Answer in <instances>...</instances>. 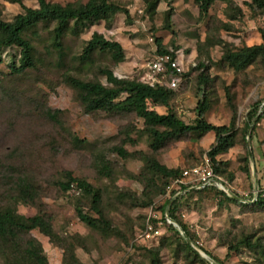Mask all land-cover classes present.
Listing matches in <instances>:
<instances>
[{
	"label": "rangeland",
	"instance_id": "1",
	"mask_svg": "<svg viewBox=\"0 0 264 264\" xmlns=\"http://www.w3.org/2000/svg\"><path fill=\"white\" fill-rule=\"evenodd\" d=\"M22 1L33 8L39 4L38 0ZM48 1L62 5L88 2ZM110 1L127 12L111 13L92 23L69 22L58 30L63 37L61 46L55 40L54 24H40L28 31L26 37L34 46L33 68L15 69L18 47L4 52L0 65V207H12L26 217L41 214L55 231L53 240L39 229L21 234V255L26 256L28 241L35 239L48 264H151L148 249L159 253L160 264H264V206L255 204L264 191V61L258 59L236 70L223 60L227 49L264 43V11L253 7L251 0H214L207 13H202L196 0H160L155 9H150L147 0ZM0 12L10 22L23 8L20 3L0 0ZM95 32L121 43L125 59L117 62L110 50L99 47L83 55ZM159 48L181 51L187 63L183 82L170 89L171 105L180 118L194 122L197 104L204 99L207 121L228 126L235 121V142L217 160L223 162L221 181L239 202L226 200L221 205L223 197L208 190L187 194L179 204L178 214L195 236L194 247L206 263L168 228L163 206L172 192L162 188L161 178L154 177L146 160L179 170L194 167L205 157L211 160L207 152L216 142L215 133H189L155 150L143 119L135 113L86 112L78 91L66 80L71 76L107 84L104 69L120 79L141 80L145 64ZM200 62L207 68L198 69ZM202 73L207 78L203 95L199 90ZM149 106L159 113L168 111L163 105ZM257 108L263 116L251 132V158L245 123L248 113ZM55 111H59L57 120L48 116ZM69 174L103 190V210L114 233L104 235L79 219L76 205H88V200L61 189L60 182L67 181ZM20 178L36 187L38 197L33 203L16 200ZM85 210L97 216L88 206ZM245 238L260 246H245L241 243ZM235 244L238 249H231ZM16 256L9 248L0 250V264H17Z\"/></svg>",
	"mask_w": 264,
	"mask_h": 264
},
{
	"label": "trees",
	"instance_id": "2",
	"mask_svg": "<svg viewBox=\"0 0 264 264\" xmlns=\"http://www.w3.org/2000/svg\"><path fill=\"white\" fill-rule=\"evenodd\" d=\"M8 1L20 3L23 12L16 15L10 22L4 21L1 18L0 12V65L4 62L5 50L18 47L20 49L19 66H14L18 72L35 66L34 46L26 37V33L36 26L40 24H54L56 32L55 40L57 45L61 46L63 37L58 35V30L69 22L74 20L92 23L103 20L111 13L127 12L126 9H123L110 0H88L86 3H68L66 5L53 3L48 0H38L39 4L36 8L24 5L22 0ZM213 1L214 0H196L202 13H207ZM147 2L150 9H155L160 0H147ZM251 5L264 11V0H251ZM95 47H99L101 50H110L114 60L117 62H121L125 59V52L121 43L108 39L98 32H95L92 38L87 41L83 55L89 54L91 49ZM175 51L176 50L164 48L158 49V53H174ZM258 59L264 61V43L244 46L236 50L227 49L223 55V60L236 70L246 69ZM205 67L207 68L204 62H200L197 66L198 69H204ZM102 72L106 76L107 84L99 81H83L71 76L66 78L67 82L78 91L79 99L86 112L93 113L104 111L114 115L135 113L138 117L143 119L146 124L152 138L151 146L155 150L160 149L167 142L178 139L189 133L198 132L200 134H205L214 132L216 142L207 153L211 157L216 174L220 175L223 173V162L217 160V156L227 152L235 142L232 134V129L235 125L234 119L229 126L215 125L207 121L205 118L207 103L204 99H200L196 108L197 117L194 122L188 123L180 118L173 110L171 105L173 92L170 90L171 88L164 85L152 86L144 83L142 80L120 79L110 69H104ZM185 76L186 72L183 77ZM200 82L199 90L203 95L205 91L204 85L207 83V78L204 76V73L200 76ZM150 103L166 106L168 111L166 113H159L149 106ZM58 113L59 111L53 113L48 112V116L57 120ZM262 116L263 113L261 110H258V108L248 113L245 123L246 129L250 128L254 120H257V125L262 119ZM251 138L253 139L254 135H251ZM120 151L124 156H130L126 151H122L121 149ZM146 166L154 177L156 175L158 178H161L162 188L166 190L181 176L184 170L169 168L155 159H147ZM102 168L106 169L105 166ZM246 171L249 175L251 174L249 165ZM68 176L69 178L67 181L60 182L59 185L61 189L64 191L73 190L77 195L85 197L88 200V205L80 203L76 205V212L79 219L92 229L99 230L104 235L114 233L115 229L113 228L112 221L103 210V190L86 179L76 178L71 174ZM143 178H147V175H143ZM208 190H216L217 193L223 197L220 200L221 205L224 204L226 200L235 203L239 202L238 199L228 195L225 191L216 186H207L203 188L187 187L183 194L177 195V191L174 190L171 197L167 199L163 206V212H165L167 205L170 203L169 209L163 217L168 228L184 241V244L197 259L204 263H206L207 260L197 252L184 235H181L182 233L176 226L172 223H168L166 214H168V217L175 220L182 227L183 231L192 239L193 243L196 244L195 236L178 214L180 208L179 204L181 199L187 194ZM17 191L16 200L23 203H33L38 197L36 187L27 178L19 179ZM263 192L264 191H261L258 198L255 200L256 205L264 206V201L262 199ZM85 206H88L97 216L87 212ZM33 229H39L51 240H53L55 236L52 222L45 216L35 214L34 216L26 217L18 214L12 207H0V250H4L5 248L11 249L12 254L17 255L15 258L17 264H48L47 257L43 254L40 243H37L35 239H30L28 241L26 256L23 257L20 253L18 247L20 235L28 233ZM241 243L250 248L260 246L258 243H253L249 238L243 239ZM238 247L239 245L235 244L231 245L230 248L237 250ZM202 249L204 250V248ZM148 251L151 254V264H160L159 253L153 249H148ZM204 251L209 256L211 255L208 251ZM229 255L230 252L227 256ZM72 257L74 259L75 255L72 254Z\"/></svg>",
	"mask_w": 264,
	"mask_h": 264
},
{
	"label": "built area",
	"instance_id": "3",
	"mask_svg": "<svg viewBox=\"0 0 264 264\" xmlns=\"http://www.w3.org/2000/svg\"><path fill=\"white\" fill-rule=\"evenodd\" d=\"M192 64L196 65V63ZM185 72H187V63L181 51L157 53L145 64L141 80L152 86L164 85L176 89L183 82ZM261 108L264 110V101ZM207 186H216L226 193L228 192L220 176L216 174L212 161L205 157L201 164L184 169L181 176L168 187L167 191L171 193L175 190L178 195L181 189L185 191L187 187L203 188Z\"/></svg>",
	"mask_w": 264,
	"mask_h": 264
},
{
	"label": "water",
	"instance_id": "4",
	"mask_svg": "<svg viewBox=\"0 0 264 264\" xmlns=\"http://www.w3.org/2000/svg\"><path fill=\"white\" fill-rule=\"evenodd\" d=\"M255 123H256V121L251 124V126L249 128V131H248V150H249V156L251 158H253V152H252V147H251V144H250V138H251V132H252V129H253ZM255 186H256V189H257V184ZM227 193H229L231 196L235 197L236 199H240L237 195L231 193L229 190H228ZM169 206H170V203L166 207V213H167V211L169 209ZM166 215H167L168 222L169 223H172L174 226L178 227V229L180 230V232L182 233V235H184L186 237L187 241L194 247L195 244L193 243L192 239L183 231L182 227L175 220H173L170 217H168V214H166ZM197 252L200 253L198 250H197ZM203 257H205V256H203Z\"/></svg>",
	"mask_w": 264,
	"mask_h": 264
}]
</instances>
